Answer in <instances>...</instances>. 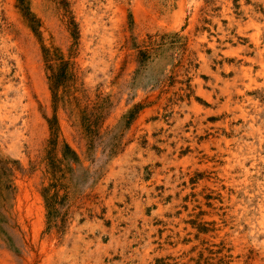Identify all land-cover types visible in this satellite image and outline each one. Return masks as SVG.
Returning <instances> with one entry per match:
<instances>
[{
    "label": "rangeland",
    "instance_id": "rangeland-1",
    "mask_svg": "<svg viewBox=\"0 0 264 264\" xmlns=\"http://www.w3.org/2000/svg\"><path fill=\"white\" fill-rule=\"evenodd\" d=\"M0 264H264V0H0Z\"/></svg>",
    "mask_w": 264,
    "mask_h": 264
}]
</instances>
